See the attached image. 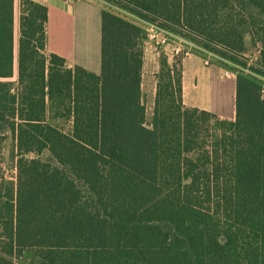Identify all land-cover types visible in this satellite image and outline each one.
<instances>
[{"label": "trees", "instance_id": "trees-1", "mask_svg": "<svg viewBox=\"0 0 264 264\" xmlns=\"http://www.w3.org/2000/svg\"><path fill=\"white\" fill-rule=\"evenodd\" d=\"M101 1L96 74L46 53L33 0L16 56L15 0H0V155L10 136L17 160L0 264H264V0ZM143 22L241 67L234 121L186 107L182 59L162 51L147 125ZM247 35L256 66L236 57Z\"/></svg>", "mask_w": 264, "mask_h": 264}, {"label": "crops", "instance_id": "crops-1", "mask_svg": "<svg viewBox=\"0 0 264 264\" xmlns=\"http://www.w3.org/2000/svg\"><path fill=\"white\" fill-rule=\"evenodd\" d=\"M33 1L48 8L46 53L65 58L69 66L79 65L100 74L101 6L91 0ZM16 5L20 11L21 0H15ZM14 31L16 36V21ZM161 36L159 34L156 40L146 38L144 42L142 95L146 115H150V118L153 117L161 52L168 56L170 63L173 62V55L167 49L170 40ZM182 68L184 105L208 111L222 120L234 121L236 78L224 76L219 65L205 66L201 56L194 53L183 58Z\"/></svg>", "mask_w": 264, "mask_h": 264}, {"label": "built area", "instance_id": "built-area-1", "mask_svg": "<svg viewBox=\"0 0 264 264\" xmlns=\"http://www.w3.org/2000/svg\"><path fill=\"white\" fill-rule=\"evenodd\" d=\"M143 26L146 30L147 39L149 40H156L157 36L161 33L164 34L165 38L175 39V46L173 47V56L174 57H181V56H188L189 54H198L203 59V62L205 65H219L222 68L223 74L226 77H237L239 74V71L241 70V67L235 64H232L233 68L225 67L222 64L219 63V58L216 54H214L212 51H209L208 49L202 47L201 45H198L197 43H194L190 40L185 39L184 37L174 35L169 31H165L161 29L156 24H150L147 22H143ZM258 56H256L255 62L249 63L245 56L249 57L247 54H238L236 57L240 59L243 62H246L248 64V67L251 65L256 66V61L258 60L261 45H256ZM246 73H249L247 69H244Z\"/></svg>", "mask_w": 264, "mask_h": 264}, {"label": "rangeland", "instance_id": "rangeland-1", "mask_svg": "<svg viewBox=\"0 0 264 264\" xmlns=\"http://www.w3.org/2000/svg\"><path fill=\"white\" fill-rule=\"evenodd\" d=\"M91 1L94 3H97L100 6L104 5V2L101 0H91ZM19 17H20L19 6L16 5V7H15V21H16V36H15L16 37L15 38L16 51L15 52H16V56H17V52H18V40H19L18 39L19 38ZM246 40L248 43V51H246L245 54H247L249 57H247V56H245V57L249 63H252V62H255V60H256L255 58H256V56H258L257 49H256V46L251 44L249 35H247ZM174 41H176V40L172 39V38H170V41H168L169 45L167 46V49H168L170 55H173V47L175 46ZM158 50L160 51L161 49L158 48ZM184 57H186V56H181L179 58H181L183 60ZM175 58H177V57L173 56V61ZM205 66H211V65H205ZM231 78H236V77L234 76ZM16 80H17V67H16L15 75L11 79V81L15 84ZM151 119H152V117L150 118V115L149 116L146 115V120H147L148 126H150ZM12 147H13V139L9 136V138L7 140H5L3 142V145H2V153L0 155V176H3L7 180L15 181V179H16L15 177H16V173H17V169H16L17 160L12 159L10 156V151H11ZM40 157L44 160H47L49 155L47 152H45ZM22 262L24 264H30V256L26 254L24 257V260H22Z\"/></svg>", "mask_w": 264, "mask_h": 264}, {"label": "water", "instance_id": "water-1", "mask_svg": "<svg viewBox=\"0 0 264 264\" xmlns=\"http://www.w3.org/2000/svg\"><path fill=\"white\" fill-rule=\"evenodd\" d=\"M161 35L163 36L164 34H163V33H161ZM162 36H161V37H162Z\"/></svg>", "mask_w": 264, "mask_h": 264}]
</instances>
